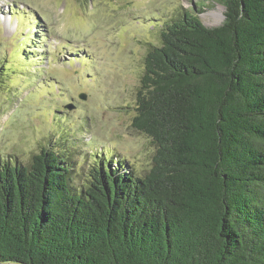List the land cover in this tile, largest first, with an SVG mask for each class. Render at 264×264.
Segmentation results:
<instances>
[{
    "label": "trees",
    "instance_id": "trees-1",
    "mask_svg": "<svg viewBox=\"0 0 264 264\" xmlns=\"http://www.w3.org/2000/svg\"><path fill=\"white\" fill-rule=\"evenodd\" d=\"M219 1L220 26L184 12L145 56V173L76 188L62 152L0 161V264H264V0Z\"/></svg>",
    "mask_w": 264,
    "mask_h": 264
},
{
    "label": "rangeland",
    "instance_id": "rangeland-1",
    "mask_svg": "<svg viewBox=\"0 0 264 264\" xmlns=\"http://www.w3.org/2000/svg\"><path fill=\"white\" fill-rule=\"evenodd\" d=\"M187 11L224 20L219 0H0V161L62 152L76 188L101 165L145 173L155 148L131 125L144 59Z\"/></svg>",
    "mask_w": 264,
    "mask_h": 264
},
{
    "label": "bare ground",
    "instance_id": "bare-ground-1",
    "mask_svg": "<svg viewBox=\"0 0 264 264\" xmlns=\"http://www.w3.org/2000/svg\"><path fill=\"white\" fill-rule=\"evenodd\" d=\"M220 17H222V13H220ZM1 21H5L6 23H10V21H11V19H10V17L9 16H7V17H5L4 16V19H1Z\"/></svg>",
    "mask_w": 264,
    "mask_h": 264
},
{
    "label": "water",
    "instance_id": "water-1",
    "mask_svg": "<svg viewBox=\"0 0 264 264\" xmlns=\"http://www.w3.org/2000/svg\"><path fill=\"white\" fill-rule=\"evenodd\" d=\"M79 98L81 99V100H85L86 99V96L85 95H81V96H79ZM72 106H68L67 108H71Z\"/></svg>",
    "mask_w": 264,
    "mask_h": 264
}]
</instances>
